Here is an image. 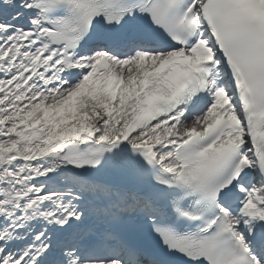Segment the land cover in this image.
I'll return each mask as SVG.
<instances>
[{"label":"snow or ice","instance_id":"snow-or-ice-1","mask_svg":"<svg viewBox=\"0 0 264 264\" xmlns=\"http://www.w3.org/2000/svg\"><path fill=\"white\" fill-rule=\"evenodd\" d=\"M0 264H264V0H0Z\"/></svg>","mask_w":264,"mask_h":264}]
</instances>
